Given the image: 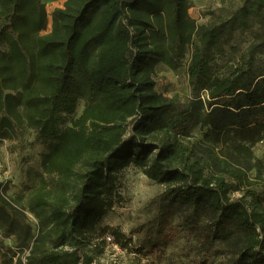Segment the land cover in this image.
<instances>
[{
    "label": "trees",
    "instance_id": "obj_1",
    "mask_svg": "<svg viewBox=\"0 0 264 264\" xmlns=\"http://www.w3.org/2000/svg\"><path fill=\"white\" fill-rule=\"evenodd\" d=\"M190 7L66 0L43 34V0H0V143L32 128L47 146L25 205L0 183V264H102L85 234L132 162L164 185L150 201L153 250L180 245L183 264L218 255L264 264V159L255 152L264 139V0L211 12L205 24ZM188 54L190 97L163 95L157 64L177 71ZM167 228L176 229L168 239Z\"/></svg>",
    "mask_w": 264,
    "mask_h": 264
},
{
    "label": "rangeland",
    "instance_id": "obj_2",
    "mask_svg": "<svg viewBox=\"0 0 264 264\" xmlns=\"http://www.w3.org/2000/svg\"><path fill=\"white\" fill-rule=\"evenodd\" d=\"M48 12V24L42 31L48 33L52 29V12L60 4L58 0H43ZM190 15L199 24L208 23L211 12L226 16L229 10L240 5L241 0H189ZM189 54L183 66L173 71L162 63L156 66V89L167 97L175 95L187 99L191 95L186 66ZM85 106L81 100L73 118L78 117ZM199 127L193 130L196 136L201 135ZM47 146L39 139L37 132L26 128L22 136L3 140L0 143V183L8 186L9 194L22 205L27 202L32 186L40 181L43 174L42 157ZM256 155L264 159V139L255 146ZM117 195L113 198L104 215L86 231L87 250L102 264H183L188 259L183 255L180 245L169 244L153 250L149 242L157 233L154 209L150 206L151 199L164 189L162 183L150 179L136 163L116 172ZM36 228L37 219L29 214ZM115 231L120 234L116 238ZM175 228H167L165 238L173 236ZM112 236L107 241L106 236ZM159 236V235H158ZM162 237V236H159ZM12 245L11 239L5 240ZM122 242V243H121ZM127 242V246L123 245ZM181 244V243H180ZM145 248L143 251H138ZM206 264H228L222 255L211 257Z\"/></svg>",
    "mask_w": 264,
    "mask_h": 264
},
{
    "label": "crops",
    "instance_id": "obj_3",
    "mask_svg": "<svg viewBox=\"0 0 264 264\" xmlns=\"http://www.w3.org/2000/svg\"><path fill=\"white\" fill-rule=\"evenodd\" d=\"M61 1L60 4H58L57 7H63L66 0H58Z\"/></svg>",
    "mask_w": 264,
    "mask_h": 264
},
{
    "label": "built area",
    "instance_id": "obj_4",
    "mask_svg": "<svg viewBox=\"0 0 264 264\" xmlns=\"http://www.w3.org/2000/svg\"><path fill=\"white\" fill-rule=\"evenodd\" d=\"M106 238H107V241H112V236H106Z\"/></svg>",
    "mask_w": 264,
    "mask_h": 264
}]
</instances>
